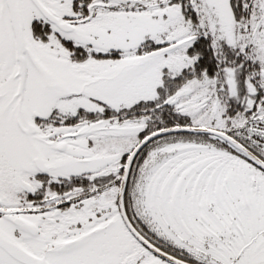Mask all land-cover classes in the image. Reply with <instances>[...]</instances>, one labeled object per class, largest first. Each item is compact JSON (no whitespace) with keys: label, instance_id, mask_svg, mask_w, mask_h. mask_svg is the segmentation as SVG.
Returning a JSON list of instances; mask_svg holds the SVG:
<instances>
[{"label":"snow or ice","instance_id":"snow-or-ice-1","mask_svg":"<svg viewBox=\"0 0 264 264\" xmlns=\"http://www.w3.org/2000/svg\"><path fill=\"white\" fill-rule=\"evenodd\" d=\"M0 264H264V0H0Z\"/></svg>","mask_w":264,"mask_h":264}]
</instances>
